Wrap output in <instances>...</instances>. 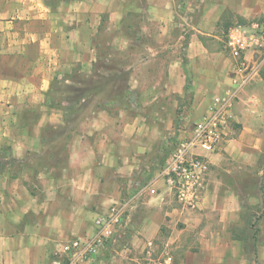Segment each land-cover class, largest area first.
I'll use <instances>...</instances> for the list:
<instances>
[{"label":"crops","instance_id":"crops-1","mask_svg":"<svg viewBox=\"0 0 264 264\" xmlns=\"http://www.w3.org/2000/svg\"><path fill=\"white\" fill-rule=\"evenodd\" d=\"M228 2L200 0L193 20L187 12L191 0H0V264H52L70 240L95 234V219L112 204L127 200L124 224L100 252L106 258L99 254L80 264H113L107 255L117 237L130 239L126 250L147 258L148 241L174 230L169 214L186 224L170 241L191 244L183 236L188 229L194 233L197 249L188 250L182 264H247L241 238L224 234L244 207L222 206L223 193L207 188L197 214L170 212L172 191L160 175V159L172 147L160 135L174 126L168 122L163 131L157 121L174 118L169 102L191 104L182 116L196 123L231 83L234 58L222 49L219 29L226 12L264 19V0ZM131 16L138 21L133 37ZM129 44L131 61L110 64L115 51L126 59ZM260 50L247 57L258 61ZM261 68L232 107L226 132L238 123V138L226 148L232 167L226 168L223 147L208 153V187L213 180L224 187L221 176L210 178L211 168L228 171L239 188V169L260 165ZM123 71L130 72L135 101L112 105L108 100ZM58 83L66 89L97 87L89 101L82 99L87 103L73 121L65 110L69 92L57 90ZM215 211L218 226L210 227ZM262 231L264 246V225Z\"/></svg>","mask_w":264,"mask_h":264},{"label":"built area","instance_id":"built-area-1","mask_svg":"<svg viewBox=\"0 0 264 264\" xmlns=\"http://www.w3.org/2000/svg\"><path fill=\"white\" fill-rule=\"evenodd\" d=\"M226 46L234 58L230 85L213 98L208 110L195 123L191 132L178 140L160 172L179 203L189 208L197 207L203 198L210 172L208 153L215 152L222 144L239 91L259 71L261 63L250 60L247 53L264 48V23L232 26L227 33ZM127 202L112 204L108 213L95 219V234L70 240L64 246L63 257L55 258L52 264H80L99 255L124 224ZM153 245V240H149L145 264H174V257L168 250L154 256Z\"/></svg>","mask_w":264,"mask_h":264},{"label":"rangeland","instance_id":"rangeland-1","mask_svg":"<svg viewBox=\"0 0 264 264\" xmlns=\"http://www.w3.org/2000/svg\"><path fill=\"white\" fill-rule=\"evenodd\" d=\"M223 1V0H221ZM228 4H230V0H228ZM200 0H191V3L193 5V10H189V14L192 15V19L195 20L197 14L199 13L198 9L201 7L200 5ZM198 5V7H197ZM130 21L128 22V32L132 35V37L135 34V31L137 30L138 27V21L134 16H131ZM191 19V20H192ZM250 20V21H248ZM245 21V22H244ZM251 21H256V22H262L264 23V19H260L259 16H253L250 19L244 20L243 17H236L228 10L226 12V15H224V20L219 27L221 30V37L222 39L220 40V43L222 45V49L229 53L227 47H226V40H227V33L229 29L237 24L240 25H251L249 24ZM246 25V26H247ZM104 41L106 40V34H104ZM104 50L106 51L105 48H107V44L104 45ZM109 48V45H108ZM131 49L132 46L129 44L128 48L124 51L126 56V59H123V57H119L117 51H115V55L113 58V61L110 62V64H116L118 63L119 60L123 61H131ZM258 62L264 64V48L259 51L258 53ZM103 58V56H101ZM105 57V54H104ZM121 58V59H120ZM115 59V60H114ZM119 59V60H118ZM103 63V61H101ZM107 63V62H105ZM172 98H177L176 96H173ZM170 100V98H169ZM189 107H191V104L188 102H183L179 101V103H170L167 105V108L171 110V114L173 113L174 109V118L171 120H158L157 125L159 128L163 131L166 129V125L168 122L170 123L172 121V124L174 126L173 132L166 135L162 134L160 135L161 138H166L168 137V145L172 146V149H174L176 143L178 140L183 137L184 130H189L193 127L194 125V120H188L187 115L183 114V111L186 113V110L188 111ZM169 114V115H171ZM189 121V123H188ZM233 132L228 133L225 135L224 138V143L219 146V148L215 152H219L220 147H223V152H226L227 154V159H226V168L230 169V165H232L233 155L230 154L227 151V146H228V140L232 139H237L238 138V123L233 124L232 128ZM226 150V151H225ZM259 158L258 160L260 161V165L258 166V163H253V165H245L242 166L238 173L240 174V187L237 188L233 177L229 174L228 171H222L220 173V170L217 168H211V173H210V178L215 179V177L221 176L222 179L224 180V187H220V185L216 186L217 181H212L209 184V187L206 186L204 193L207 188H209L211 191L217 190L218 193H223L222 198L219 199V202L221 203L222 206L226 205L229 207H236V206H242L244 207V213L242 214L241 217H237L235 219H232L230 223H228V229L227 231H224V234H235L238 235V237L241 238V242L243 244L244 249L242 248V252L248 253L246 257L247 259V264H264V246L261 245L259 242L262 241V238L260 235L262 234V226L264 225V174L262 172L263 167L262 164L264 162V150L260 151V154L257 155ZM208 185V184H207ZM241 189L242 191L239 192ZM225 190H228L227 193ZM203 193V198L204 194ZM226 193V196L224 194ZM171 198L169 199L170 202V212H177L183 215H194L197 214L198 211L201 208V203L203 201V198L200 202V204L195 207V208H189L185 207L182 204L179 203L176 195L173 192H170ZM241 196V198H238ZM215 200H218V198L213 197V205L215 203ZM170 219H173L174 223V230L173 228L169 229L170 231H164L162 236L158 238L157 241L154 242V252L158 255H160L164 250H168L172 253L174 257V264H182V261L186 259V255H188L189 252L188 250L195 251L197 248L192 245V239L194 237V233L190 229L186 231V233L183 236L184 242H190L191 244L186 245H181V243H176L175 241H170L171 236H175V234L181 231L182 228L186 225L184 221L181 219H178L172 214H169L167 216ZM217 217H216V211L214 212L213 215H211V219L209 220L210 222V227H215L217 225ZM251 223L253 224V227H251ZM251 236V238H250ZM255 236V237H253ZM253 237V238H252ZM116 238V241L114 240L111 243V248L112 253L110 255H107V257L110 256L111 261L113 264H145L147 261V258H145V254L141 252H137L136 255L134 256L133 252L131 253L130 251L126 250V248L131 247L130 245V239L127 237L125 240L120 237ZM237 238V237H236ZM239 238V240H240ZM114 239V238H113ZM112 239V240H113ZM240 244V243H239ZM191 245V246H190ZM240 245L237 246V248ZM227 249V247H226ZM106 252H104L102 255L100 254L98 257L100 258H106ZM97 257V258H98ZM131 257V258H130ZM138 257V258H134Z\"/></svg>","mask_w":264,"mask_h":264},{"label":"trees","instance_id":"trees-1","mask_svg":"<svg viewBox=\"0 0 264 264\" xmlns=\"http://www.w3.org/2000/svg\"><path fill=\"white\" fill-rule=\"evenodd\" d=\"M101 65H105L101 62ZM262 77L264 78V64L260 71ZM81 77V76H79ZM119 84L116 87L115 93L109 98L108 103L112 105H120V106H129L135 101V93L136 90L130 86V72L123 71L118 75ZM97 87H81L74 85L72 88H62L59 83L56 87L57 90L64 89L68 91L67 97L69 98V102L65 106L66 115L68 121H73L78 114L81 112L83 107L86 105L87 101H89L90 96L96 90ZM85 99L87 101H82ZM165 155L160 159V162L163 163L166 157L172 151V147H166ZM255 237V236H254Z\"/></svg>","mask_w":264,"mask_h":264}]
</instances>
